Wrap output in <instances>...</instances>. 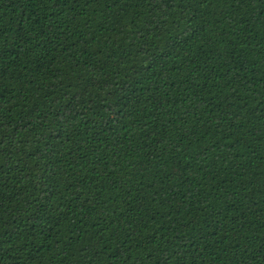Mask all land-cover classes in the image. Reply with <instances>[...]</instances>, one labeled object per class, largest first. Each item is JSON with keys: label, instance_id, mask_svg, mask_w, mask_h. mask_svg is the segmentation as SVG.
Returning a JSON list of instances; mask_svg holds the SVG:
<instances>
[{"label": "trees", "instance_id": "trees-1", "mask_svg": "<svg viewBox=\"0 0 264 264\" xmlns=\"http://www.w3.org/2000/svg\"><path fill=\"white\" fill-rule=\"evenodd\" d=\"M0 264H264V0H0Z\"/></svg>", "mask_w": 264, "mask_h": 264}]
</instances>
